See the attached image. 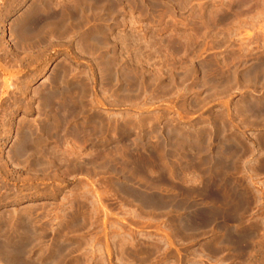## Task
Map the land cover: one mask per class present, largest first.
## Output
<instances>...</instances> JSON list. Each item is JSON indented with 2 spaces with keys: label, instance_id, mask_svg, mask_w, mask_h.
Wrapping results in <instances>:
<instances>
[{
  "label": "rangeland",
  "instance_id": "374dc122",
  "mask_svg": "<svg viewBox=\"0 0 264 264\" xmlns=\"http://www.w3.org/2000/svg\"><path fill=\"white\" fill-rule=\"evenodd\" d=\"M27 7L0 12V212L10 220L32 208L31 256L60 238L66 248L53 264L252 263L256 246L264 250L263 229L252 227L264 224V0H49L40 13L84 12L81 24L75 18L64 44L17 52L11 25ZM46 89L85 98L87 117L67 126L94 134L100 120L105 130L90 139L70 129L58 142L59 98L53 123L37 94ZM124 90L133 100L120 99ZM25 133L31 160L12 153ZM140 158L152 162L144 173ZM203 211L212 216L205 227ZM228 228L254 233L255 248L224 243Z\"/></svg>",
  "mask_w": 264,
  "mask_h": 264
},
{
  "label": "bare ground",
  "instance_id": "6f19581e",
  "mask_svg": "<svg viewBox=\"0 0 264 264\" xmlns=\"http://www.w3.org/2000/svg\"><path fill=\"white\" fill-rule=\"evenodd\" d=\"M1 1V4H0V12H7V13H11V12H13L17 7H19V6H21V5H23L25 2L27 3L28 2V7H27V9L24 11V13L21 15V17H19V18H17L16 20H14V22L12 23V28H11V30H12V35L14 36V47L16 48V51L17 52H20V51H26V50H30V49H35L36 47H41L42 46V48L43 47H45V46H47L48 45V43L50 44V42H52L51 41V39L53 40V39H59V40H61V42H62V40H65V37H67L66 35H67V33H68V31L72 28V26L74 25V20H75V18H77V23L78 24H81V22H82V18L84 17V12H77V17H74V15H72L70 12H59V13H55V14H51V15H48V14H42V13H40L39 11H38V9H41V10H46V9H48V1L49 0H0ZM29 2H31L30 4H29ZM75 7L76 8H78V9H81V8H83V6L81 5L82 3H79L78 1L76 2L75 1ZM109 5V4H108ZM91 13V12H90ZM3 14V13H2ZM5 14V13H4ZM0 15H1V13H0ZM6 15V14H5ZM122 16H123V14H122ZM87 17V16H86ZM3 18H4V15H3ZM94 22V21H93ZM92 22V23H93ZM124 27V26H123ZM89 33V32H88ZM92 33V32H91ZM126 33V32H125ZM95 34V33H94ZM88 36H90V34H88ZM129 36V35H128ZM68 37H70V36H68ZM120 38V37H119ZM68 40H66V41H69V38H67ZM85 39V38H84ZM58 40V41H59ZM0 42H2V41H0ZM5 42V41H4ZM60 42V41H59ZM63 43V42H62ZM64 43H65V41H64ZM63 43V44H64ZM62 46V45H61ZM121 46H122V43H121ZM124 46V45H123ZM127 47V46H126ZM129 47V46H128ZM47 48V47H46ZM51 48H52V46H51ZM137 48H138V46H137ZM2 49V48H1ZM126 49V48H125ZM127 50V49H126ZM137 50V49H136ZM140 50V49H139ZM168 50V49H167ZM192 50V49H191ZM194 51V50H193ZM3 52V51H2ZM46 52V51H45ZM79 52V51H78ZM197 52V51H196ZM147 53V52H146ZM180 53V52H179ZM38 54H40V53H38ZM174 54V53H173ZM18 55V54H17ZM42 55V54H41ZM43 55H44V53H43ZM46 55V54H45ZM75 55V54H74ZM142 55V54H141ZM199 55H200V53H199ZM159 56V55H158ZM81 57V56H80ZM86 57V56H85ZM181 57V56H180ZM101 58V57H100ZM134 59H136V58H134ZM181 59V58H180ZM125 60V59H124ZM140 60V59H139ZM16 61V60H15ZM22 61V60H21ZM10 62V61H9ZM31 62V61H30ZM158 62V61H157ZM104 66H106V69H105V67H104V71H106L107 70V72L109 73V76H107L108 78V80H109V78H113V79H115V75H114V73H112V71H111V68H110V64L108 63V61L106 60V61H102L101 62ZM122 63V62H121ZM126 63V62H125ZM137 63V62H136ZM149 63V62H148ZM230 63V62H229ZM123 64V63H122ZM163 64V63H162ZM178 64V63H177ZM228 64V63H227ZM8 65V64H7ZM26 65V64H25ZM32 65V64H31ZM186 66V65H185ZM227 66H229V65H227ZM7 67V66H6ZM103 67V66H102ZM124 67V66H123ZM167 68V67H166ZM206 68V67H205ZM14 69V68H13ZM138 69V68H137ZM141 69V68H140ZM226 69V68H225ZM102 70V71H103ZM196 70V69H195ZM13 71V70H12ZM72 71V70H71ZM117 71V70H116ZM264 71V70H263ZM141 74V73H140ZM170 74V73H169ZM258 74V73H257ZM65 75H67V74H61L60 73V76L58 75V76H55V77H53V79H52V84L54 83H56L57 82V80L58 79H60V77H64ZM129 75V74H128ZM132 75V74H131ZM163 75V74H162ZM166 75V74H165ZM210 75V74H209ZM229 75V74H228ZM191 77V76H190ZM227 77V76H226ZM106 78V77H105ZM135 78V77H134ZM262 78H264V77H262ZM129 79V78H128ZM148 79V78H147ZM244 79V78H243ZM6 80V79H5ZM111 80V79H110ZM141 80V79H140ZM249 80V79H248ZM105 81V80H104ZM129 81V80H128ZM134 81V80H133ZM145 81V80H144ZM149 81V80H148ZM152 81V80H151ZM155 81V80H154ZM162 81V80H161ZM188 81V80H187ZM106 82V81H105ZM108 82V81H107ZM248 82H250V81H248ZM21 83V82H20ZM159 83V82H158ZM251 83V82H250ZM69 84V83H68ZM111 84V83H110ZM141 84H142V82H141ZM232 84V83H231ZM10 85V84H9ZM108 85V84H107ZM106 85V86H107ZM131 85V84H130ZM148 85V84H147ZM146 85V86H147ZM7 86V85H6ZM77 86V85H76ZM83 86V85H82ZM82 86H77L78 87V90L80 91V94H81V97L82 96H84V93L86 92L85 91V89L82 87ZM110 86V85H109ZM215 86V85H214ZM254 86V85H253ZM1 87V86H0ZM43 87V86H42ZM48 87V86H47ZM49 88H51L50 86H49ZM138 88V87H137ZM143 88V87H142ZM152 88V87H151ZM164 88V87H163ZM162 88V89H163ZM52 89V88H51ZM50 89V90H51ZM157 89V88H156ZM168 89V88H167ZM24 90V89H23ZM50 90H49V92H50ZM77 90V89H76ZM160 90V89H159ZM52 91H53V89H52ZM51 91V92H52ZM229 91V90H228ZM24 92V91H23ZM140 92V91H139ZM219 92V91H218ZM53 93V92H52ZM99 93V92H98ZM152 93V92H151ZM22 94V93H21ZM39 96H40V99H41V104H42V106H43V108H44V110L43 111H45V113H46V116H47V118H48V120L49 121H53L54 119H52V118H54L55 116H53L52 117V115L50 114V112L52 111V109L53 108H50L51 107V105L53 104L52 103V99H53V97L54 96H57L59 99H58V101L56 100V107H57V109H55L54 108V111L55 110H57L56 112H57V114H58V119L60 120L59 122H60V124H58V130H57V134H58V142H62L63 140H65L64 139V137H66L65 135H66V133H68V132H70V131H72L73 132V134H74V136L75 135H84V136H88L90 139H92L93 137H94V135H96V132H101L102 131V129H104L103 127L101 128V122H100V120H99V124L96 122V132H94V134H93V132L90 130H85V127H82L81 128V126H80V128L78 127L79 125H76V122H75V125H74V122H73V126L71 127V126H67L68 125V123L70 124L71 123V121L70 120H72V121H77V119L80 117V115H81V117L83 116V115H85V114H88L87 112H86V108L84 107V104H83V102H82V100L81 99H83V98H81L80 99V97H79V95L80 94H78L76 97L75 96H73L74 98H68V99H65V100H63L62 101V98H63V95H62V93H54V95H50L49 93H48V91H47V89L45 90V91H41V92H38L37 93ZM177 94V93H176ZM214 94V93H213ZM73 95V94H72ZM75 95V94H74ZM189 95V94H188ZM215 95V94H214ZM144 97V96H143ZM156 97V96H155ZM214 97V96H213ZM109 98V97H108ZM57 99V98H56ZM85 99V98H84ZM120 99H122V100H125V101H131V100H133L132 99V96L130 95V93L128 94V93H126V90H124V93L122 94V96H120ZM245 100V99H244ZM103 101V100H102ZM114 101V100H113ZM24 102V101H23ZM32 102V101H31ZM54 102V101H53ZM26 104V103H25ZM120 105V104H119ZM133 105V104H132ZM137 105V104H136ZM37 107V106H36ZM49 109L51 110L50 112H49ZM242 109V108H241ZM244 109V108H243ZM41 110V109H40ZM256 110V109H255ZM173 111V110H172ZM242 112L244 111V110H241ZM53 112V111H52ZM45 113H44V115H45ZM248 113V112H247ZM56 114V113H55ZM54 114V115H55ZM251 114V113H250ZM86 116V115H85ZM84 116V117H85ZM44 117V116H43ZM87 117V116H86ZM85 117V118H86ZM41 118V117H40ZM46 118V117H45ZM71 118V119H70ZM42 119V118H41ZM70 119V120H69ZM83 119V118H82ZM249 119V118H248ZM148 120V119H147ZM159 120V119H158ZM252 120V119H251ZM21 121V120H20ZM56 122H58L57 120H55ZM95 121V120H94ZM130 121V120H129ZM160 121V120H159ZM86 122V121H85ZM143 122V121H142ZM24 123V122H23ZM41 123V122H40ZM53 123H54V121H53ZM66 123H67V125H66ZM118 123H120V122H118ZM51 124V123H50ZM72 124V123H71ZM248 124V123H247ZM25 125V124H24ZM43 125V130L42 129H40L41 131H47L46 130V126H44V124H42ZM57 125V124H56ZM85 125V124H84ZM27 126V125H26ZM86 126H88V125H86ZM93 126V125H92ZM147 126V125H146ZM28 127V126H27ZM52 127H53V125H52ZM71 127V128H70ZM112 127V126H111ZM132 127V126H131ZM145 127V126H144ZM203 128V127H202ZM71 129V130H70ZM87 129V128H86ZM89 129V128H88ZM95 129H93V130H95ZM121 131H122V135H123V139H127L128 138V133L130 134V132H131V128L130 127H128V125H127V123H124L122 126H121ZM145 129V128H144ZM21 130V129H20ZM27 130V129H26ZM70 130V131H69ZM105 130V129H104ZM18 131H19V129H18ZM17 131V132H18ZM134 131V130H133ZM132 131V132H133ZM26 132V131H25ZM32 132V131H31ZM44 132V133H45ZM92 132V133H91ZM23 133V132H22ZM43 133V134H44ZM114 133V132H113ZM18 134H19V132H18ZM24 134V133H23ZM26 135H27V133H25ZM29 134V133H28ZM51 134H53V133H51ZM97 134H99V133H97ZM17 135V134H16ZM22 135V136H20V138L17 140V142L18 143H16V145L17 146H15L16 147V149H14V151H12V153H13V155H22V153H27V152H31V155H30V157H29V159L31 158V156L34 154V152H33V149L32 150H27L26 149V147H22V144H23V142H27V140H29L30 139V141H32V142H34L33 140H32V135L30 136V138L29 139H27L28 138V136L30 135ZM41 135V134H40ZM45 135V134H44ZM43 135V136H44ZM47 135V134H46ZM44 136L43 137V139H42V141H44V143H45V145L47 146V145H50L49 144V140H50V138L48 139V137L47 136ZM100 135H102V134H99V136ZM117 135V134H116ZM34 136V135H33ZM37 136V135H36ZM98 136V135H97ZM96 136V137H97ZM140 136V135H139ZM39 137V136H38ZM111 137V139H112V136H110ZM109 137V138H110ZM67 138V137H66ZM108 138V137H107ZM108 138V139H109ZM27 139V140H26ZM40 139V138H39ZM68 139V138H67ZM134 139V138H133ZM105 140V139H104ZM113 140V139H112ZM26 142L24 143L25 145H26ZM29 142V141H28ZM32 142H30V143H32ZM38 142L40 143L41 142V140L39 141L38 140ZM107 142V141H106ZM105 142V143H106ZM131 142V141H130ZM35 143V142H34ZM51 143V142H50ZM108 143V142H107ZM162 143V142H161ZM23 144V145H24ZM134 144V143H133ZM158 144V143H157ZM163 144V143H162ZM262 144L264 145V140L262 141ZM24 145V146H25ZM64 145V144H63ZM123 145V143H118V150L120 151V152H122L123 151V149H124V147L122 146ZM129 145H131V143H129ZM160 146H161V144H159ZM168 145V144H167ZM225 145V144H224ZM227 145V144H226ZM116 146V145H115ZM127 146V145H126ZM137 146H138V144H137ZM144 146V145H143ZM151 146V145H150ZM183 146V145H182ZM185 146V145H184ZM28 147H30V146H28ZM131 147H132V145H131ZM134 147V149H132L133 151H136L137 149H139V148H136V146H133ZM162 147L164 148V150H165V147H164V145H162ZM209 147H210V145H209ZM52 148V147H51ZM129 148H130V146H129ZM144 148V147H143ZM30 149H31V147H30ZM39 149V148H38ZM43 149V148H42ZM45 149H46V147H45ZM48 149H50V148H48ZM57 149V148H56ZM115 149H117L116 147H115ZM146 149V148H145ZM210 149V148H209ZM47 150V149H46ZM45 150V151H46ZM125 150V149H124ZM131 150V151H132ZM27 151V152H26ZM50 151V150H49ZM52 151V150H51ZM62 151V150H61ZM118 151V152H119ZM130 151V150H129ZM133 151H132V153H133ZM209 151V150H208ZM39 152H40V150H39ZM47 152V151H46ZM63 152H65V151H63ZM67 152V151H66ZM117 152V151H116ZM145 152V151H144ZM74 153V152H73ZM106 153V152H105ZM112 153V152H111ZM123 153V152H122ZM136 153V152H135ZM164 153V152H163ZM37 154V153H36ZM224 154V153H223ZM237 154V153H236ZM118 155H120L119 153H118ZM125 155V154H124ZM123 155V157H125ZM153 155V154H152ZM164 155V154H163ZM166 155V154H165ZM177 155V154H176ZM27 156H29V153L27 154ZM53 156V155H52ZM77 156V155H76ZM114 156H116V154L114 155ZM131 156V155H130ZM134 156V155H133ZM155 155H153V157H154ZM173 156V155H172ZM239 156V155H238ZM11 158H14L15 156H10ZM34 157V156H33ZM39 157V156H38ZM83 157V156H82ZM117 157V156H116ZM120 157V156H119ZM156 157V159H158L159 160V158H157V156H155ZM164 157H166V156H164ZM198 158V157H197ZM229 158V157H228ZM36 159V158H35ZM116 159V158H115ZM122 159V158H121ZM133 158H131V160H132ZM141 159V158H140ZM155 159V158H154ZM31 160V159H30ZM55 160V159H54ZM123 160V159H122ZM130 160V161H131ZM158 160H154V161H157L158 162ZM188 160V159H187ZM203 160V159H202ZM18 161V160H17ZM33 161H34V159H33ZM127 161V160H126ZM151 161V160H150ZM179 161V160H178ZM21 162V161H20ZM30 162V161H29ZM32 162V161H31ZM30 162V163H31ZM38 162V161H37ZM232 162V161H231ZM21 163H23V162H21ZM133 163H135V165H140L139 166V168H140V172H143L144 173V171L142 170V168H146L147 169V167H148V165H150V164H152V162H149V160H147V158L146 159H141V160H139V164H136L137 162H134L133 161ZM155 163V162H154ZM161 163V162H160ZM42 164V163H41ZM44 164H46V163H44ZM54 164V163H53ZM181 164V163H180ZM131 165V164H130ZM159 165V164H158ZM31 166H33V167H35L36 166V164H34V162H32V165ZM30 165H29V167H31ZM48 166H50V165H48ZM205 166V165H204ZM38 167V166H37ZM37 167H35V168H37ZM41 167V166H40ZM46 167V166H45ZM72 167V166H71ZM133 167H134V165H133ZM229 167V166H228ZM43 168V167H42ZM195 168V167H194ZM40 169V168H39ZM45 169V168H44ZM44 169H43V171H44ZM87 169H89V168H87ZM138 169V168H137ZM150 169V168H149ZM32 170H33V168H32ZM142 170V171H141ZM232 170V169H231ZM7 171V170H6ZM37 171H39V170H37ZM46 171H48L47 169H46ZM151 171V170H150ZM230 171V170H229ZM124 172V171H123ZM130 172V171H129ZM148 172V171H147ZM161 172V171H160ZM70 174V173H69ZM137 174V173H136ZM177 174V173H176ZM49 175V174H48ZM248 175V174H247ZM44 176V175H43ZM64 176H66V175H64ZM154 176V175H153ZM129 177V176H128ZM43 179V178H42ZM54 179V178H53ZM93 179V178H92ZM175 179V178H174ZM224 179V178H223ZM27 180V179H26ZM61 180V179H60ZM141 183V182H140ZM173 183V182H172ZM195 184V183H194ZM157 185V184H156ZM186 186V185H185ZM130 188V187H129ZM180 188V187H179ZM132 190V189H131ZM147 190V189H146ZM183 190V189H182ZM131 192V194L133 193V192H135L136 193V190L135 191H130ZM139 192V191H138ZM134 193V194H135ZM147 193V192H146ZM131 194H130V196H131ZM143 194H145V192L143 193ZM142 194V195H143ZM148 194V193H147ZM138 195V194H137ZM136 195V196H137ZM221 195V194H220ZM219 195V196H220ZM229 195V194H228ZM232 195V194H231ZM148 196H149V194H148ZM147 196V197H148ZM135 197V196H134ZM138 198H139V200H141L140 202H142L143 201V203H145V204H147V205H149L148 203H146V199H147V197H145L146 199H144L145 200V202H144V200H142L141 198L143 197V196H141V193L137 196ZM151 197V196H150ZM167 197V196H166ZM153 198H158V196L157 197H153ZM12 199V198H11ZM68 199V198H67ZM134 199V198H133ZM137 199V198H136ZM135 200V199H134ZM151 200V199H150ZM149 201V200H148ZM147 201V202H148ZM174 201V200H173ZM152 202V200L150 201V203ZM153 203H154V205H157V204H160V203H157V204H155V202H152V205H153ZM176 203V202H175ZM232 203V202H231ZM215 204V203H214ZM166 205V204H165ZM222 205V204H221ZM68 206V205H67ZM158 206V205H157ZM161 208H162V206H161V204L159 205ZM171 206V205H170ZM181 205L179 204V207H180ZM166 206H164V208H165ZM191 207V206H190ZM33 208H35V207H33ZM158 208V207H157ZM184 208V207H183ZM29 209V208H28ZM32 209V208H31ZM29 210V211H26V212H23V213H21V212H18V211H13V216L11 217V219L10 220H8V215L9 214H5L3 211L2 212H0V264H53L52 262L57 258V257H59L61 254H62V252L64 251V249L66 248L65 247V245H63L61 242H60V238L57 240H55V242H53L54 243V245L52 244V247L54 246L55 247V249L54 250H52L51 252H47L48 254L46 255V253H45V255L43 254V256L41 257V259L39 258V257H35V256H31L32 254H30V249H31V247H34V246H32L33 244V240H34V234H35V232H34V226H32V215H33V210ZM192 209H193V207H192ZM36 210V209H35ZM184 210H185V208H184ZM186 210H187V208H186ZM189 207H188V212H189ZM49 211V210H48ZM171 211V210H170ZM190 211H192V210H190ZM201 211V210H200ZM198 212V211H197ZM204 212L205 211H203V214H204ZM207 212V211H206ZM206 212H205V216H204V218L202 219V223H201V226L202 227H205V226H208L210 223H211V221H212V219H211V214L210 213H208V214H210V217L209 216H207V214H206ZM38 213V212H37ZM41 213V212H40ZM161 213V212H160ZM159 213V214H160ZM189 213H191V212H189ZM188 213V214H189ZM200 213V212H199ZM198 213V214H199ZM39 214V213H38ZM165 214V213H164ZM192 214H193V212H192ZM191 214V215H192ZM194 214H196V212L194 213ZM240 214V213H239ZM35 215H36V213H35ZM69 215V214H68ZM77 215V214H76ZM108 216V215H107ZM202 216V215H201ZM61 217V216H60ZM199 217V216H198ZM235 217V216H234ZM39 218V217H38ZM75 218V217H74ZM73 218V219H74ZM183 218H184V216H183ZM89 219V218H88ZM85 220V219H84ZM183 220V219H182ZM36 221V220H35ZM89 221V220H88ZM184 221V220H183ZM186 221V220H185ZM185 221H184V223H185ZM190 221H192V220H190ZM41 222V221H40ZM69 222H71V226H73V227H75V226H77L78 225V223L80 224V222H77V219H74L73 221H69ZM68 222V223H69ZM90 222H91V220H90ZM35 223V222H34ZM60 223V222H59ZM88 223V222H87ZM183 223V224H184ZM62 224V223H61ZM67 224V223H66ZM182 224V223H181ZM187 224V223H186ZM252 227L254 228V230H255V232L256 231H261L262 229H263V231H264V224H261V223H257V224H255V225H252ZM81 228V227H80ZM122 228V227H121ZM226 228V227H225ZM250 229V228H249ZM252 229V228H251ZM261 229V230H260ZM227 230V229H226ZM102 231V230H101ZM253 231V230H252ZM77 232V231H76ZM177 233H179V232H177ZM224 234V233H223ZM39 235V234H38ZM196 235V234H195ZM221 236V235H220ZM97 237V236H96ZM49 238V237H48ZM255 238H256V235L254 234V233H252V232H248V231H246V232H233L230 228H228V230H227V232H226V234L224 235V243H226L227 242V244L229 243V244H233V245H235L236 246V249L237 250H245V249H247V248H249V246L250 245H252V244H250V241H253L254 242V240H255ZM39 239V238H38ZM47 239V238H46ZM45 239V240H46ZM222 239V238H221ZM219 240V239H218ZM47 241V240H46ZM68 241V240H67ZM264 241V240H263ZM262 241V242H263ZM257 242V241H256ZM260 242V241H259ZM259 242H258V244H259ZM75 243V242H74ZM254 244V243H253ZM253 247H254V245H252ZM256 246V245H255ZM78 247V246H77ZM251 247V246H250ZM259 247H261V246H259L258 245V248H257V246H256V248H255V251H253V252H255V253H253V254H255L254 256H255V258L253 259L252 258V263H250V264H260V263H263L264 264V250L262 249L263 247H261V248H259ZM49 248H50V245H49ZM213 248V247H212ZM211 248V249H212ZM253 248V249H254ZM52 249V248H51ZM50 249V250H51ZM209 249V248H208ZM234 249V248H233ZM47 250H49V249H47ZM216 250H218V249H216ZM32 251V250H31ZM211 251H213V250H211ZM252 251V250H251ZM209 252H210V250H209ZM50 253V254H49ZM218 253V252H217ZM30 254V255H29ZM53 256H52V255ZM151 254V253H150ZM154 254V253H153ZM63 255V254H62ZM210 255V254H209ZM212 255H214V254H212ZM260 255H262L261 257H260ZM52 256V257H51ZM211 256V255H210ZM237 256H239V255H237ZM253 256V257H254ZM240 257H241V255H240ZM252 257V256H251ZM39 258V259H38ZM250 259V258H249ZM248 260V259H247ZM246 260V261H247ZM59 261V260H58ZM242 262V261H241ZM249 262V261H248ZM60 263V262H59ZM245 263V262H244ZM243 263V264H244ZM248 264V263H247Z\"/></svg>",
  "mask_w": 264,
  "mask_h": 264
}]
</instances>
